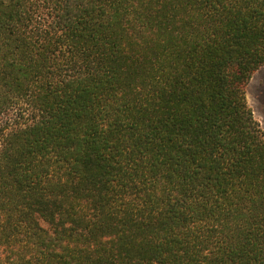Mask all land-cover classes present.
I'll use <instances>...</instances> for the list:
<instances>
[{
    "label": "trees",
    "instance_id": "obj_1",
    "mask_svg": "<svg viewBox=\"0 0 264 264\" xmlns=\"http://www.w3.org/2000/svg\"><path fill=\"white\" fill-rule=\"evenodd\" d=\"M264 0H0V264H264Z\"/></svg>",
    "mask_w": 264,
    "mask_h": 264
},
{
    "label": "rangeland",
    "instance_id": "obj_2",
    "mask_svg": "<svg viewBox=\"0 0 264 264\" xmlns=\"http://www.w3.org/2000/svg\"><path fill=\"white\" fill-rule=\"evenodd\" d=\"M247 103L264 131V66L255 72L246 88Z\"/></svg>",
    "mask_w": 264,
    "mask_h": 264
}]
</instances>
